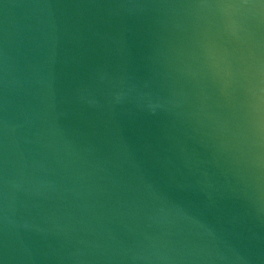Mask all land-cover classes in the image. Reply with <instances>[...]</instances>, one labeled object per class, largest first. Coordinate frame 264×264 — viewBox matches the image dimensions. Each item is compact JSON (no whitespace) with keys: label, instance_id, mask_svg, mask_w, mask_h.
Wrapping results in <instances>:
<instances>
[{"label":"water","instance_id":"1","mask_svg":"<svg viewBox=\"0 0 264 264\" xmlns=\"http://www.w3.org/2000/svg\"><path fill=\"white\" fill-rule=\"evenodd\" d=\"M0 264H264V0H0Z\"/></svg>","mask_w":264,"mask_h":264}]
</instances>
